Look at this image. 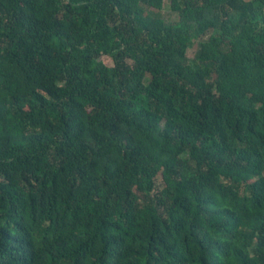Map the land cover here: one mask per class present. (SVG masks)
<instances>
[{"label":"trees","instance_id":"1","mask_svg":"<svg viewBox=\"0 0 264 264\" xmlns=\"http://www.w3.org/2000/svg\"><path fill=\"white\" fill-rule=\"evenodd\" d=\"M0 264H264V0H0Z\"/></svg>","mask_w":264,"mask_h":264},{"label":"rangeland","instance_id":"2","mask_svg":"<svg viewBox=\"0 0 264 264\" xmlns=\"http://www.w3.org/2000/svg\"><path fill=\"white\" fill-rule=\"evenodd\" d=\"M166 7V6H165ZM194 50H195V48H190L189 50H188V52H187V56H188V58H192V56H193V53H194ZM103 59V61L105 62V63H108V60H105L104 58H102Z\"/></svg>","mask_w":264,"mask_h":264}]
</instances>
